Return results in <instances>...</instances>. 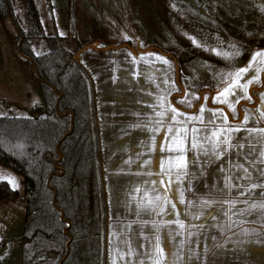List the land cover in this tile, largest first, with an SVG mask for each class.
Segmentation results:
<instances>
[{"label":"crops","instance_id":"0c3cea01","mask_svg":"<svg viewBox=\"0 0 264 264\" xmlns=\"http://www.w3.org/2000/svg\"><path fill=\"white\" fill-rule=\"evenodd\" d=\"M180 1L179 6L176 1V23L170 27L173 20L161 22L175 32L172 34L175 43L168 36L159 42L152 41L155 24L152 26L148 8L141 0L117 2L118 9L124 10L128 6L129 10L125 13L118 10L117 14L114 13L115 19L96 24L92 22L93 18H88L90 11L86 9L80 13L87 16L83 23L77 18L73 6L69 34H58L69 51L91 41L98 48L118 46L122 41H128L139 50L127 46L87 48L81 54L96 86L109 210L108 264H153L157 237L164 249L161 264H264V209L254 207L264 202V189L260 187L264 184V134L245 140L246 149L242 147L239 154L238 170L232 166L224 168V197L222 192H210L207 200L210 203L201 202L203 190L194 161V153L199 147L191 146L194 126L185 124V113L194 110L184 108L181 103L185 88L180 65L182 52H177V43L179 41L182 47L184 12L180 9L185 10L186 5ZM198 1L206 3L211 14L232 16L230 5L217 4L216 0ZM103 7L101 3L100 8ZM94 9L96 14L102 12L99 8ZM233 13L238 12L233 10ZM100 15L103 19V12ZM225 22L231 24L232 18L224 17ZM215 26H208V33L203 31L208 40L210 32H214L217 37L213 35L212 40L223 42V46L226 41L230 44V27L228 31L221 29L224 34L220 36ZM157 45L167 48L164 50L171 55L155 49L142 51ZM171 108L184 115H177L175 121L170 120L169 116L175 115ZM161 112L163 116L157 115ZM185 126L192 127L187 128V137L182 135ZM156 127L161 130L153 133L152 129ZM169 127L179 128L181 132L170 133L166 130ZM178 144L185 149L184 159H191L189 163L193 166L186 180L183 174L177 178L175 157ZM160 172H164L168 198L176 203V208L172 210L169 205H164L163 212L159 207L137 208L145 191L154 195L155 189L164 195V186L151 183L159 180ZM169 178L171 184H167ZM229 178L232 186L227 183ZM228 187H231L230 195ZM174 192L177 195L174 196ZM180 192H183L184 203L179 202ZM22 236L17 235L3 243L0 264H23Z\"/></svg>","mask_w":264,"mask_h":264},{"label":"trees","instance_id":"16d2710c","mask_svg":"<svg viewBox=\"0 0 264 264\" xmlns=\"http://www.w3.org/2000/svg\"><path fill=\"white\" fill-rule=\"evenodd\" d=\"M23 5L26 25L13 0H0V18L14 22L16 44L43 80L45 101L31 115L0 116V164L24 180L23 264H108L109 210L96 86L81 59L82 49L94 43L69 51L62 36L45 34L36 1L23 0ZM33 40L45 41L48 49L35 52ZM123 46L139 51L128 41L106 49ZM150 49L171 55L158 46L142 51ZM19 196L0 180V201Z\"/></svg>","mask_w":264,"mask_h":264},{"label":"rangeland","instance_id":"374dc122","mask_svg":"<svg viewBox=\"0 0 264 264\" xmlns=\"http://www.w3.org/2000/svg\"><path fill=\"white\" fill-rule=\"evenodd\" d=\"M35 1L45 34L51 36L61 35L62 33L69 34L70 11L73 6H75L74 10L77 13V18H81L82 22L87 16L85 17L84 14L80 13L84 12L85 9L89 10L88 18H93L94 20H91L95 24L102 20L115 19L114 13L117 14L118 10L122 13L129 10L128 6H125L124 10L122 8L118 9L120 6L117 7V2H123V0H104L103 2L101 0ZM141 1H145L144 4L148 8L147 14L153 22L152 26L155 24L156 31L152 30L151 33L152 41L159 42L161 38L168 36L175 43V38H172V34L175 35V32L170 27L176 23V1L178 6L181 1ZM166 1L167 3H165ZM183 1L186 8L185 10L180 9V11L184 12V39H182V47L178 41L177 52H182L180 65L185 88L183 106L188 110H194L192 113H185V124H192L194 128L199 130L195 140L199 150L194 153L196 157L194 161L200 173L199 183L201 190H203L201 191L203 192L200 197L201 202H205L209 200L210 192H222L223 196L224 168L232 166L233 169L238 170L239 154L242 147L246 149L245 140H250L258 134H264L256 131L264 129V116H261L264 108L261 104L255 105V97L259 100L264 99L261 96L264 93L262 79L264 60L257 57L248 73L243 74L245 78L252 74L257 76V79L248 86L247 95L252 96L250 102L244 98H239V102H237L230 95L222 92V89L226 86L224 74L247 66L254 53L264 50V0H216L217 4L223 2L221 5H230L231 9L233 8L232 16L211 14L209 13L211 9L207 7V4H202L198 0ZM72 2H74L73 5ZM13 3L16 14L22 24L26 25L23 0H13ZM101 3L104 6L103 9L100 8ZM237 4L239 5L237 6ZM95 7L102 10L103 19L100 15L102 12L100 14L95 13ZM240 7L241 9H238ZM233 10L238 13L234 14ZM181 16L179 15V17ZM224 17H231V24L223 23ZM166 20H173L170 27L167 25L168 28L161 23ZM208 26H215L216 30L219 29L220 36L224 34L221 29L224 28L225 31H228L230 27V44L226 41L223 46V42L212 40L213 35L217 37L214 32H210V39L208 40V37L204 34L205 32H203L207 31L206 33H208ZM16 39L17 30L14 22L10 18H0V116H27L31 115L32 108L35 106L45 105L40 81L32 65L20 54ZM62 43L66 47L64 40H62ZM220 44L222 45L220 46ZM32 47L35 52H44L48 49L43 40H33ZM158 47L167 49L161 46ZM213 49L216 51H213ZM75 51L77 50L72 52ZM217 52L220 54L218 55ZM237 53L239 54L237 55ZM257 69L258 71H255ZM218 93L220 94L218 95ZM245 102L254 106H248L244 104ZM189 104L191 107H189ZM201 105L205 110L203 114L200 113ZM232 108H235L234 114ZM218 109H222L223 113L227 115L226 122L222 120L221 113L217 111ZM243 112H247L249 116L247 122L243 121ZM190 117H197V119H190ZM210 118L212 123H209ZM186 126L185 128H192ZM206 128L230 129L225 133L228 137V145L226 147L221 146L223 148L222 152L221 149L213 147L215 138L211 137L210 132L204 131ZM237 129L240 130L237 131ZM244 129L250 131H244ZM205 137H208V139H204ZM185 160L187 162L186 173H189L193 169V166L189 163L191 159L185 158ZM188 177V174L185 175V180ZM0 180L7 181L12 188L20 193L17 200L0 201V244H3L5 241L23 234L26 201L22 175L0 164ZM227 183L229 186L233 185V183L230 184V178ZM228 188V195H230L231 187Z\"/></svg>","mask_w":264,"mask_h":264},{"label":"snow or ice","instance_id":"6c2138e0","mask_svg":"<svg viewBox=\"0 0 264 264\" xmlns=\"http://www.w3.org/2000/svg\"><path fill=\"white\" fill-rule=\"evenodd\" d=\"M213 51H216V50L213 49ZM217 54L219 55L220 53L217 52ZM238 54L239 53H237V55ZM257 57H260L261 60H264V50H261V51L254 53L252 55L251 60H249L247 66L235 69L234 71H231L227 74H224V80H225L226 86L222 89L223 93H227L228 95H230L233 98V100H236L237 102H239V98H244V99H246V101H249V102L252 100V96L247 95L248 86L251 85L253 83V81H255L257 79V76L252 74V75H249L247 78H245L243 74L248 73L249 68L252 67L253 62L257 60ZM161 59H163V58H161ZM165 62H167V61H165ZM255 71H258V69ZM242 80H243V82H241ZM219 94L220 93H218V95ZM261 96L264 97V93H262ZM222 102H224V101H222ZM181 103H184V101L182 100ZM259 103L261 104L262 108H264V99H260ZM189 107H191L190 104H189ZM204 111H205L204 107L201 105L200 106V113L203 114ZM209 111H211V110H209ZM217 111H219L221 113L222 120L226 122L227 121V115H225L223 113V110L218 109ZM171 112L175 114V115L169 116V119L172 121L176 120L177 115H184L183 113H180L178 111V109H176V108H171ZM232 112H233V114L235 113V108H232ZM157 115L163 116L164 113L163 112L157 113ZM242 116H243V121L247 122L249 119L247 112H243ZM261 116H264V111L261 112ZM190 119H197V117H190ZM157 123L159 124V122H157ZM209 123H212L211 118L209 120ZM160 130H161L160 127H156V128L152 129L153 133L159 132ZM166 130L170 133H173V134L181 132V129H179V128L169 127ZM239 130L240 129H237V131H239ZM188 131L189 130L187 128H185L183 130L182 135L186 136ZM198 131L199 130L194 128V127L191 129V132L193 134L191 146L193 148L196 147L195 140H196V134ZM204 131L210 132L211 137L215 138V143L213 144L214 148H219V149H221V152H222L223 148H221V146L226 147L228 145V137H227V135H225V133L227 131H230V129H225V128L207 129L206 128V129H204ZM244 131H250V130L244 129ZM256 131L264 133V129H259ZM153 139H154V137H153ZM204 139L207 140L208 137H205ZM184 151H185V149L181 145L178 144L176 147L177 155L175 157L176 161L178 162L175 164V167L177 168V178H179V176L182 174L187 175V173H186L187 162L184 159V155H183ZM262 155H264V153H262ZM145 163H148V161H145ZM161 168H163L162 164H161ZM168 171L169 172L171 171V166L169 167ZM244 171H245V173H247V169H244ZM158 175L160 177L159 180L158 181L153 180L151 183L153 185H156L157 183H159L161 186H164L162 188L164 195L161 196L159 194V192L155 191V189L153 190L155 193L154 195H150L147 191H145L144 199L142 201H138V203L136 205L137 208L143 207L145 209H147V208L155 209L156 207H159L161 212L164 211V205H169L170 209H172V210H174L176 208V203L168 198V188L165 186L166 181L164 179V172H160V173H158ZM167 184H171L170 178L168 179ZM253 187H256V185H253ZM260 187L262 189H264V184L260 185ZM136 191L138 192L139 189H137ZM173 195L175 196V195H177V193L174 192ZM178 195H179V202L184 203L183 192H180ZM157 202H159V203H157ZM205 203H210V201H205ZM254 207H259L260 209H264V202H261L259 205H254ZM177 222L180 223L179 221H177ZM180 226L183 227V224L180 223ZM154 227H155V225H154ZM169 254L174 255V253H171V252H169ZM154 256H155V259H153V264H161V261L164 258V249L161 248L159 245V237H157V243H156L155 249H154ZM149 259H152V257H149Z\"/></svg>","mask_w":264,"mask_h":264},{"label":"water","instance_id":"95a60500","mask_svg":"<svg viewBox=\"0 0 264 264\" xmlns=\"http://www.w3.org/2000/svg\"><path fill=\"white\" fill-rule=\"evenodd\" d=\"M90 47H92V48H97L96 46H95V44H91V45H89ZM87 47H85V48H83L82 49V51H84L85 49H86ZM107 48V47H106ZM105 48V49H106ZM18 49H19V52H20V54L25 58V59H30L29 57H27V56H25V55H23L22 53H21V50H20V45L18 46ZM31 60V59H30ZM176 65H177V62H176ZM35 72H36V74H37V76H38V79L40 80V81H43L42 79H41V77L39 76V73H38V71H37V69H35ZM262 79H263V82H264V72H263V74H262ZM263 87H264V83H263ZM54 91L55 92H57V90H56V88H54ZM59 98L61 99L62 98V93H59ZM255 100H256V103H255V105L256 104H260L259 103V99L257 98V97H255ZM244 104H246V105H248V106H254V105H250V104H247V102H245ZM197 106H199V104H197ZM196 106V107H197ZM70 113L72 114V116L74 117V113L72 112V111H70ZM74 129V125H72V130ZM72 130H71V132H72ZM60 145V144H59ZM59 145H58V147H57V149L59 150ZM63 157V155L62 154H60V158H62ZM52 175H53V173H52ZM50 183V179L48 180V184ZM56 191H55V195H56ZM55 208H58V206H57V204L55 203ZM62 219L63 220H65L64 219V216H63V214H62ZM68 222V224H69V226H70V222L69 221H67ZM67 232V231H66ZM70 241H71V238H70ZM68 249H69V247H68Z\"/></svg>","mask_w":264,"mask_h":264}]
</instances>
